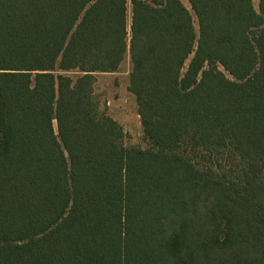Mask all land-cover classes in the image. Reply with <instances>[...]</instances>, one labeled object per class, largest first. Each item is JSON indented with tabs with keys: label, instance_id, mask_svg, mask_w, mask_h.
Wrapping results in <instances>:
<instances>
[{
	"label": "trees",
	"instance_id": "1",
	"mask_svg": "<svg viewBox=\"0 0 264 264\" xmlns=\"http://www.w3.org/2000/svg\"><path fill=\"white\" fill-rule=\"evenodd\" d=\"M186 1L0 0V264H264V0Z\"/></svg>",
	"mask_w": 264,
	"mask_h": 264
},
{
	"label": "rangeland",
	"instance_id": "2",
	"mask_svg": "<svg viewBox=\"0 0 264 264\" xmlns=\"http://www.w3.org/2000/svg\"><path fill=\"white\" fill-rule=\"evenodd\" d=\"M188 7L186 0H181ZM257 8V0H252ZM129 20V2H128ZM194 23L197 26L196 20ZM129 61L125 59L117 72L98 73L94 83V93L100 100L102 106H106L108 113L122 126L124 137L123 144L126 146L144 147L142 129L136 110L134 96L127 89V74ZM71 78L76 76L73 71L66 72Z\"/></svg>",
	"mask_w": 264,
	"mask_h": 264
}]
</instances>
